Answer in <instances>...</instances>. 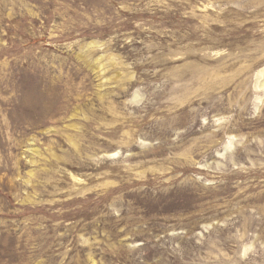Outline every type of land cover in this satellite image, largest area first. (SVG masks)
Listing matches in <instances>:
<instances>
[{
	"label": "rangeland",
	"instance_id": "obj_1",
	"mask_svg": "<svg viewBox=\"0 0 264 264\" xmlns=\"http://www.w3.org/2000/svg\"><path fill=\"white\" fill-rule=\"evenodd\" d=\"M0 264H264V0H0Z\"/></svg>",
	"mask_w": 264,
	"mask_h": 264
}]
</instances>
